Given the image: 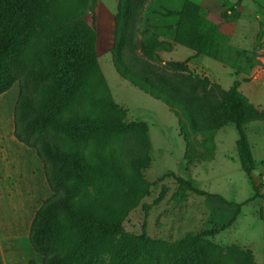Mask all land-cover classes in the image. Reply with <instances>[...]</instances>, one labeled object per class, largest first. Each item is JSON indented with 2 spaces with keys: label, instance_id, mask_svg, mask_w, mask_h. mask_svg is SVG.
Here are the masks:
<instances>
[{
  "label": "trees",
  "instance_id": "obj_1",
  "mask_svg": "<svg viewBox=\"0 0 264 264\" xmlns=\"http://www.w3.org/2000/svg\"><path fill=\"white\" fill-rule=\"evenodd\" d=\"M97 1L0 0V94L18 81L13 134L36 151L53 191L29 227L41 264H257L250 249L236 244L223 249L210 237L228 228L242 205L264 199L262 183L250 175L256 161L246 133L247 124L264 121V110L242 94L240 81L222 89L190 71L192 58H217L221 36L191 0L164 13L176 18L168 27L173 42L192 52L183 61L165 62L173 74L160 67V52L172 51L173 43L142 27L150 0H118L113 64L120 77L181 114V133L186 140L191 134L202 137L204 160L213 157L218 130L233 124L254 193L241 203L227 201L168 172L160 179L173 177L182 195L191 191L232 206L228 221L174 243L122 231L129 212L150 195L152 183L142 170L150 166L151 142L145 121L126 120L127 110L115 102L98 63L95 29L81 17ZM241 1L229 8L231 16L228 11L222 16L238 17ZM259 216L264 218V210Z\"/></svg>",
  "mask_w": 264,
  "mask_h": 264
},
{
  "label": "rangeland",
  "instance_id": "obj_2",
  "mask_svg": "<svg viewBox=\"0 0 264 264\" xmlns=\"http://www.w3.org/2000/svg\"><path fill=\"white\" fill-rule=\"evenodd\" d=\"M184 1H148L143 11L142 27L156 32L161 28L160 39L167 38L174 46L169 30L165 29L167 24L173 23L174 17L164 13L166 10H179ZM191 1L201 6L210 23L219 26L221 36L217 58L204 56L190 59V71L208 76L222 89L229 88L235 80L240 81L242 94L264 110V0H242L237 7L238 17L230 20L222 13L228 11L231 16L229 8L237 0ZM117 4L118 0H98L94 10H85L81 17L95 29L98 63L115 102L127 110L126 120H143L149 127L151 161L142 174L152 183L150 195L129 212L123 221L122 231L135 235L144 232L151 239L174 243L189 234L203 233L213 226L225 224L233 213V207L191 191L182 195L181 187L173 177L160 179L164 174L173 172L181 175L195 187L237 203L252 196L254 190L238 157L235 144L238 133L233 124L218 130L214 138L213 157L206 161L204 155L207 152L201 145L202 137L191 134L187 138L193 142L190 145L182 135L180 113L177 115L162 101L119 76L111 52ZM190 53L189 49L178 45L169 53L160 52L163 59L160 67L173 74L175 70L165 62L183 61ZM256 60L259 63L253 64ZM18 92V81H15L0 97V119L14 109ZM246 133L256 161L250 175L262 183L264 192V121L247 124ZM4 142L10 145L5 148L6 151L16 159L12 160V156L0 149L3 178L0 188V264H41V255L29 241V227L37 209L53 191L46 180L43 162L33 148L17 139L8 138ZM257 208L264 210L263 198L241 206L242 215L236 218V222L210 238L222 241L223 249L231 245L229 243L239 244L245 249L252 247L257 252V259L264 263V218L259 219Z\"/></svg>",
  "mask_w": 264,
  "mask_h": 264
},
{
  "label": "crops",
  "instance_id": "obj_3",
  "mask_svg": "<svg viewBox=\"0 0 264 264\" xmlns=\"http://www.w3.org/2000/svg\"><path fill=\"white\" fill-rule=\"evenodd\" d=\"M183 4V3H182ZM175 21H176V18L174 17V20H173V23L172 24H167V26H165V29L166 30H169L168 31V35L172 38V40H173V35H174V32H173V29H168V27L169 26H173L174 24H175ZM161 29V28H160ZM159 29V30H160ZM157 30V32L160 34V35H162L160 32H159V30L158 29H156ZM163 34H164V32H163ZM166 36V35H165ZM163 40H169V39H167V38H163ZM176 46H177V44H175L174 46H173V49H172V51L176 48ZM179 46V45H178ZM171 52V51H170ZM191 52V51H190ZM161 53H169V52H161ZM192 54V52L189 54V55H187L186 57H188V56H190ZM161 55V54H160ZM162 56V55H161ZM164 56V55H163ZM198 57H204V56H198ZM193 59V58H192ZM3 94H6V92H4V93H2V94H0V97H2V95ZM257 107V106H256ZM13 114H14V109H12V110H10V113H8V116L7 115H4V117L3 116H1V119H0V149L3 151V153H5V154H7V155H9V157H11L12 156V160H14V159H16L15 158V156H13V154L11 155L10 154V152H8V151H6V149H7V147H9L10 145H8V144H6L5 142H4V140L5 139H8V138H11V139H13V140H15L16 138L14 137V134H13V126H14V122H13ZM6 148V149H5ZM2 176V171L0 170V188L2 187V184H1V182H2V180H3V178L1 177ZM243 206V205H242ZM258 209V208H257ZM259 210L260 209H258V212L256 213L257 214V216L259 217V219H260V216H259ZM240 215H242V212H241V210H240V212H239V214L237 215V217L238 216H240ZM236 217V218H237ZM236 218H235V220H236ZM234 220V222L233 223H235L236 221ZM261 220V219H260ZM232 223V224H233ZM231 224V225H232ZM230 225V226H231ZM222 232V231H221ZM215 241V240H214ZM215 242H217V243H219V244H224L222 241L220 242L219 240H216ZM229 244H232V243H229ZM237 245H239V244H237ZM242 247H246V246H244V245H241ZM250 247V246H249ZM248 248V247H247ZM252 248V247H251ZM251 248H249L250 250H252V252H253V254L255 255V261H256V263L257 264H264L263 262L261 263L258 259H257V255H256V251L255 250H253V248L251 249ZM261 250H263V249H261ZM259 251V250H258Z\"/></svg>",
  "mask_w": 264,
  "mask_h": 264
},
{
  "label": "built area",
  "instance_id": "obj_4",
  "mask_svg": "<svg viewBox=\"0 0 264 264\" xmlns=\"http://www.w3.org/2000/svg\"><path fill=\"white\" fill-rule=\"evenodd\" d=\"M262 178H263V180H264V169H263V172H262Z\"/></svg>",
  "mask_w": 264,
  "mask_h": 264
}]
</instances>
